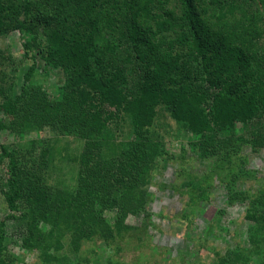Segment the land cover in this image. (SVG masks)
<instances>
[{
	"label": "trees",
	"instance_id": "trees-1",
	"mask_svg": "<svg viewBox=\"0 0 264 264\" xmlns=\"http://www.w3.org/2000/svg\"><path fill=\"white\" fill-rule=\"evenodd\" d=\"M15 30L31 62L19 67L0 47V133L48 129L57 137L34 138L29 148L0 138V192L10 210L0 219V264L14 263L9 242L18 239L42 264L89 263L87 240L114 248L108 264H251L254 254L264 264V183L238 186L259 179L244 146L264 148V0H0V37ZM38 60L45 74H66L60 95L36 78ZM161 111L209 162L201 173L182 166L189 201L175 217L191 224L203 213L216 177L227 204L247 201L251 247H214L211 259L189 261L180 250L144 246L153 225L146 185L169 152L152 132ZM122 118L132 137L119 141L113 127ZM63 135L82 139L80 151L59 147ZM58 154L71 163L72 186L48 181Z\"/></svg>",
	"mask_w": 264,
	"mask_h": 264
},
{
	"label": "rangeland",
	"instance_id": "rangeland-1",
	"mask_svg": "<svg viewBox=\"0 0 264 264\" xmlns=\"http://www.w3.org/2000/svg\"><path fill=\"white\" fill-rule=\"evenodd\" d=\"M19 37L20 32L17 30L1 36L0 47L10 49L14 55L13 61L21 67L25 64L29 65L31 60L27 61L23 55L22 39ZM38 61L36 78L44 83L51 95H58V88L64 84L66 74L61 69H53L48 74H45L42 61ZM118 122L119 125L116 127L113 125L116 139L120 141L132 137L131 134L129 135L131 131L130 121L122 118ZM152 132L162 137L165 148L169 152L165 157H157V166L153 172L151 182L146 185V189L153 196V199L147 206L153 212L150 219V224L153 225L148 227L152 239L150 242H146L144 246L148 243L168 247L171 249L172 255H176L177 251L180 250L186 257V260L189 259V261L194 258L195 254L198 257L211 259L213 255L212 248L214 247L223 251L228 247L232 249H236L239 246H243V248L251 247L252 243L247 234V226L250 224V221L245 218L247 201H235L234 203L227 204V187L219 183L216 177L214 178L215 181L210 193V199L203 203V213L194 215V221L191 224H188L182 218L175 217V215L181 214L189 201V194L184 191L181 185L182 179L186 177V173H182V177L179 175L182 166L201 173L206 170L209 162L198 158L195 152L191 150L190 139L188 137L189 132L179 126L167 112L161 111L159 113L152 126ZM37 137L56 138L57 136L48 129L42 131L31 130L24 135L11 134L6 130L0 133L1 142L8 146L20 145L23 148H29L33 144L31 140ZM59 138L60 140L57 142L58 146L61 147L63 145L64 147H62L67 148L70 152H79L83 144V140L74 135H63ZM243 154H246L249 158V167L258 170L256 176L259 179H254L253 177L244 178L243 183L240 182L238 186L255 191L259 184L264 183V148H261L259 151H253L247 145L243 148ZM60 159L61 157L58 154L57 159L50 166L49 174L47 173L48 181L53 184L66 183L72 186L75 182V174L73 175L74 170L70 166L71 163L63 158ZM6 174L7 167L5 162H0V177L4 178ZM187 176L189 177L190 175ZM9 211L5 198L0 192V219H3ZM15 214H19V212L17 211ZM141 220V215L132 216L130 222L139 224L142 222ZM13 237L15 239L17 236ZM191 237H206V241L203 245L195 246ZM12 241L9 242V249L16 258L13 264H42L37 251L24 250L21 247L20 239L15 243ZM68 241L69 238H65L64 247L61 249V252H67ZM103 243V241L99 240L86 241L81 253L91 258L87 264H108L107 255L109 254L117 258L114 248L110 250ZM262 252H264V247L262 248ZM131 256L132 252H129L125 256V259L128 260ZM251 261V264L259 262L256 254L253 255ZM176 263L188 264V262ZM166 264L172 263L168 261Z\"/></svg>",
	"mask_w": 264,
	"mask_h": 264
}]
</instances>
